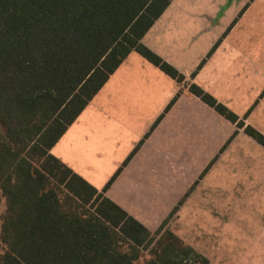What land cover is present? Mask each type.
<instances>
[{"label": "trees", "instance_id": "1", "mask_svg": "<svg viewBox=\"0 0 264 264\" xmlns=\"http://www.w3.org/2000/svg\"><path fill=\"white\" fill-rule=\"evenodd\" d=\"M171 1L0 0V264H209L169 228L179 206L151 230L105 195L142 141L102 190L51 153L131 52L184 81L142 42ZM189 90L264 147L248 114Z\"/></svg>", "mask_w": 264, "mask_h": 264}, {"label": "crops", "instance_id": "2", "mask_svg": "<svg viewBox=\"0 0 264 264\" xmlns=\"http://www.w3.org/2000/svg\"><path fill=\"white\" fill-rule=\"evenodd\" d=\"M174 3L172 0L164 13L175 7L176 14L182 15L175 18V15L167 14L161 22V25L168 23L165 33L169 31L170 35L163 41V45L167 47L163 49L162 42L155 39L157 34H152L151 40L148 38L150 33H154L153 29L164 13L145 34L142 42L178 69L183 74L184 81L179 82L172 78L138 52H131L53 147L57 149L56 157L75 172H81V168L92 170L103 165L108 166V163L111 167L118 168L139 141L146 137L144 141L142 139V145L117 179L127 180L125 183L123 181L127 200L116 198L113 187L107 194L105 193L126 211L129 210L126 201L132 196H135L137 201H171L168 188H171V182L176 183L178 176L175 172L190 169L192 165L198 163L199 154L209 147L210 131H212L210 134L215 133L221 137L222 130L230 126L232 129L235 128L236 135L245 134L242 128L227 120L193 94L189 90V85L195 83L219 102H224L221 97V91L224 90L221 87V76L229 74L228 81L231 83L234 77L230 78V71L233 70L234 64L242 59L247 60L248 64L251 63L250 66L254 67L253 58L256 54L249 40L256 35L258 29L261 35L264 33V0H203L198 4L177 5ZM227 27L228 31H226ZM208 33L210 47L217 39L222 38L221 47L217 48L207 61L205 60V65H202L200 70L193 73L208 49L197 54L198 50L194 53L190 52L186 45L191 42L193 36L196 39L199 35L202 37ZM219 54L222 55L218 56ZM173 95H178L177 100L165 110ZM163 109L165 113L161 115ZM138 112L145 114L144 123L135 127L133 122L137 119ZM161 116L158 124L151 130ZM244 121L248 125V117ZM210 138L212 140L210 147L213 149L221 145V140L215 139L214 135ZM254 151H263L264 158V147L258 143L257 146L240 147L235 160L228 165L236 172V176L238 174L243 176L233 177V181L236 182L234 184L237 185L232 194L235 200H264V159L250 156ZM77 166L80 169H77ZM145 167L152 169L149 176L141 171V168ZM132 168L135 172L129 173L128 170ZM160 174L163 176L162 179ZM161 185L168 187L163 188ZM184 191L176 194L180 195V200L189 189ZM195 191V187L192 188L181 205L197 197ZM222 193L216 197L218 217H221L219 214L224 210L226 201ZM207 197L201 192L198 200H206ZM171 208L174 207L164 203L159 209L158 219L153 217L152 221L150 219L152 214L141 216L133 211L131 213L149 229L156 230L169 215ZM147 209L151 210L148 207ZM178 211L174 218H177ZM170 223L169 228L172 229ZM207 228L208 224L204 221L203 232L200 229L203 234L200 236L201 248L198 250L192 246L189 239L185 240L178 236L205 256L209 264H213L208 257L206 237H204L207 235ZM245 258L247 259L248 256L246 255ZM220 263L236 264V261L223 252Z\"/></svg>", "mask_w": 264, "mask_h": 264}, {"label": "rangeland", "instance_id": "3", "mask_svg": "<svg viewBox=\"0 0 264 264\" xmlns=\"http://www.w3.org/2000/svg\"><path fill=\"white\" fill-rule=\"evenodd\" d=\"M173 1L175 2L174 4L177 5L179 3L198 4L203 0ZM174 8L175 7H172L164 13L160 21H157L156 27L153 29L154 33H150L148 37L151 40L152 34H157L158 36L155 37V39L157 38L162 42L163 49L164 47H167V45H163V41L168 38L170 32L168 31L165 33L168 29V23L161 25V22H163L167 14L172 16L175 15V18H177L178 15H182L181 13L177 15L176 9ZM198 11L200 12V10ZM162 30H164V32H162ZM226 31H228V27ZM259 32V29L256 30V35L249 40L250 44L254 46L256 54L253 58L254 67H251V63L249 65L247 60L242 59L234 64L233 70L230 71V78L231 76L234 77L231 83L228 81L229 74L221 76L220 82L221 87L224 89L221 91V97L224 100L223 104L229 107L230 110L241 118H244L248 114V124L264 134V33L261 35ZM194 37L195 36H193L191 42L186 45L187 49L193 53L198 50L196 52L197 54L206 51L207 49L208 51L197 68L194 69L193 73L201 69L200 65H205V60L207 61L208 58L217 51V48L221 47L220 45L222 43V38H219L210 47V42L208 40L209 33L202 37L199 35L196 39H194ZM224 47H226V45ZM220 55L222 54H219L218 56ZM250 61H252V59H250ZM175 96L176 95H173L171 97V101ZM164 109L161 115L165 113ZM144 115L143 112H138L137 119L133 122L135 127L144 123ZM235 131V128L232 129L230 126L225 127L224 130H222L221 137L215 133L210 134L212 131L209 132V147L208 149L202 150L201 154H199L198 163L192 165L190 169H185L183 171L178 170L175 172L178 176L176 178V183L172 184L171 182V188H168L170 189L168 194H171V201H137L136 197L132 196L129 201H126V206L129 209L127 211L130 215H132V211L141 216L152 214L150 215L152 221L153 217L158 219L157 217L160 214L159 209L162 208L164 203H168L174 208L179 206L177 218L171 220L170 227L181 238L185 240L189 239L188 241L192 246L198 250L201 248L200 236L203 235L200 229L203 232V223L204 221L207 222V235L204 237H206L205 240L208 257L213 261V264H221L220 261L223 252L225 254L227 253L229 257L235 260L236 264H264V239L262 240V236L264 235V200H235L232 194L235 192L237 185L234 184L235 180L233 181V177L238 178L237 176H240L242 178L243 176L242 174L236 176V172L232 171L228 166L233 160H235L240 147L257 146L258 143L245 134L236 135ZM213 135L215 139L218 138V140H221V145H218V147L214 149L210 147L212 141L210 137ZM145 138L146 137L142 138L143 141ZM262 152L263 151H254L250 156L263 160ZM51 153L55 155L57 149H52ZM107 165L108 166L103 165L102 167L92 170L86 168L80 169V167L77 166V169H80L81 172H76L84 173L80 175H83V177L92 185L102 190L118 169L123 166V164H120L118 168H113L109 163ZM126 166H123L120 174ZM151 170L150 167L141 168L143 173H147L146 175L151 174ZM132 171L135 172L133 168L128 170L129 173ZM119 175L116 177L110 188L113 187V194H115L116 198L125 199L127 192L126 186L123 185L124 180H117ZM161 175L162 174H160V177L162 179L163 176ZM126 181H124V183ZM161 186L163 188L168 187L165 185ZM194 187L196 189L195 193L197 197L193 198V200H189L184 205H180L178 201L180 200V195L176 194L183 193L184 189L187 191ZM110 188L107 190L106 194L109 192ZM201 192L208 196L206 200H198ZM220 193L224 194L226 201L224 202L223 213L221 212V214H219L221 217H218L216 197L219 196ZM110 194L113 195L111 192ZM174 198L177 200L172 201ZM147 207L151 210L149 211ZM4 208L5 203L2 199L0 204V214ZM173 209L171 208V212ZM218 223H221V225L219 226ZM245 254L248 256L247 259L245 258Z\"/></svg>", "mask_w": 264, "mask_h": 264}]
</instances>
